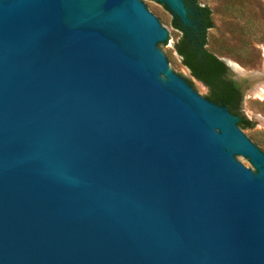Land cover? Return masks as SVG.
Here are the masks:
<instances>
[{"label":"water","instance_id":"1","mask_svg":"<svg viewBox=\"0 0 264 264\" xmlns=\"http://www.w3.org/2000/svg\"><path fill=\"white\" fill-rule=\"evenodd\" d=\"M151 6L190 25L184 0H0V264H264V147Z\"/></svg>","mask_w":264,"mask_h":264},{"label":"rangeland","instance_id":"2","mask_svg":"<svg viewBox=\"0 0 264 264\" xmlns=\"http://www.w3.org/2000/svg\"><path fill=\"white\" fill-rule=\"evenodd\" d=\"M212 11L214 29L210 30L208 48L220 59L236 62L248 75L256 80L245 79L243 86V105L241 113L253 123L247 132L264 147V96L253 95L254 88L264 85V0H198ZM151 8L174 30L173 45L165 52L176 60L182 77L189 79L204 95L209 89L191 76L183 66L182 58L175 50L181 33L172 26L173 14L167 8ZM232 76L234 77L233 73Z\"/></svg>","mask_w":264,"mask_h":264},{"label":"trees","instance_id":"3","mask_svg":"<svg viewBox=\"0 0 264 264\" xmlns=\"http://www.w3.org/2000/svg\"><path fill=\"white\" fill-rule=\"evenodd\" d=\"M184 3L189 10L190 25H183L177 17H173L172 21L174 29L181 33L175 50L182 58L183 66L193 78L209 89L206 99L226 106L240 118L239 126L252 128L253 123L241 113L243 86L233 79L226 64L208 48L209 32L215 27L211 9L201 5L198 0H184Z\"/></svg>","mask_w":264,"mask_h":264},{"label":"bare ground","instance_id":"4","mask_svg":"<svg viewBox=\"0 0 264 264\" xmlns=\"http://www.w3.org/2000/svg\"><path fill=\"white\" fill-rule=\"evenodd\" d=\"M227 64L233 69V71L235 73H237L238 75H248L249 73H247V71H245L244 69H242L236 62L229 60V59H225ZM253 95L261 98L264 96V85L260 84L259 86H257L256 88H254L253 91Z\"/></svg>","mask_w":264,"mask_h":264},{"label":"flooded vegetation","instance_id":"5","mask_svg":"<svg viewBox=\"0 0 264 264\" xmlns=\"http://www.w3.org/2000/svg\"><path fill=\"white\" fill-rule=\"evenodd\" d=\"M241 84V83H240ZM242 85V84H241Z\"/></svg>","mask_w":264,"mask_h":264}]
</instances>
